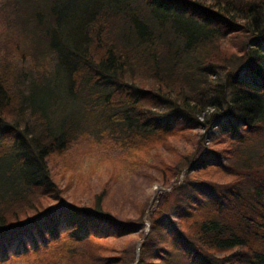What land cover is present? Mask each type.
<instances>
[{"label":"trees","instance_id":"1","mask_svg":"<svg viewBox=\"0 0 264 264\" xmlns=\"http://www.w3.org/2000/svg\"><path fill=\"white\" fill-rule=\"evenodd\" d=\"M15 3L29 12L2 16L21 35L0 33V264H134L141 237L137 264H264V0H106L67 38L57 2L2 8ZM50 60L77 101L58 132ZM206 128L220 136L148 234L144 210L131 222L106 206L112 171L156 172L177 136ZM86 137L109 162L103 188L74 152ZM54 156L99 181L90 206L66 201Z\"/></svg>","mask_w":264,"mask_h":264},{"label":"rangeland","instance_id":"2","mask_svg":"<svg viewBox=\"0 0 264 264\" xmlns=\"http://www.w3.org/2000/svg\"><path fill=\"white\" fill-rule=\"evenodd\" d=\"M9 0H0V33L4 36H11L16 33L18 36L21 35L19 30L12 25L10 22L3 19L2 16L7 18L13 23L20 16H26L28 14V8L25 3L10 5V7H3L2 4ZM18 2H24L26 0H17ZM41 4H45L47 0H40ZM58 3V6L64 7V13L69 15V18L58 26V34L60 38H67L68 36H77L82 21L87 15L96 9L103 1L106 0H53ZM101 2V3H100ZM67 4V5H64ZM58 7V8H59ZM6 8V9H5ZM5 9V12H1ZM48 77L50 74L56 72L59 74V80L54 83V87L58 93L57 106L51 115L52 128L54 132H58L59 127L63 121L64 116L67 114H76L77 101L74 98L67 95L68 82L64 80L63 71L57 65V61L48 62ZM186 133H182L177 136L172 145L176 146L174 152H165L164 156L157 163L163 162V164L156 165L154 171L149 173H141L140 175L135 172H131V168H125V166L119 167L117 171H112L113 183L105 198V204L116 212V214L124 213L126 217H130L131 222L136 219H140V213L145 211L144 226L142 227V234L149 233V218L156 208L164 204L166 212H170L172 200L167 198L170 194H173L176 188L180 185L183 178L188 174L192 161L197 160L196 155L200 153L204 147H212L215 139L220 136V132L217 129H204V130H193L188 136ZM93 138H87L83 141L79 147H76L74 152L79 154L80 157L85 158L82 163L89 168L95 169L96 173L101 174L104 182L110 177L111 172H104V167L109 165V162L102 160L100 154L96 152V146L92 143ZM71 156L74 153L68 154L67 159L70 161ZM116 157V155H115ZM79 163L78 161H75ZM82 165V164H81ZM72 166V167H71ZM81 166L75 167L71 162L68 165L56 156L50 159L49 168L54 182L61 191L63 196L68 203H75L80 207L90 206V201L96 199V195L100 194L102 189L98 186L99 181H93L87 178L83 174L84 183H79L78 172ZM151 170V169H149ZM171 173L170 175L163 176V171ZM180 172V173H179ZM104 177V178H103ZM170 177V178H169ZM100 178V180H102ZM94 183L93 189H85L86 185ZM96 188V189H95ZM94 190V191H93ZM123 197H126V201H123ZM167 198V199H166ZM125 220V219H124ZM138 234H135V236ZM137 237V236H136ZM135 238V237H134ZM141 238H138L135 242L137 245L140 244ZM169 248L175 247L173 241L169 242ZM179 264H183L180 260H177Z\"/></svg>","mask_w":264,"mask_h":264},{"label":"water","instance_id":"3","mask_svg":"<svg viewBox=\"0 0 264 264\" xmlns=\"http://www.w3.org/2000/svg\"><path fill=\"white\" fill-rule=\"evenodd\" d=\"M139 249H140V244L137 245V249H136V259H135V263L134 264H137V262H138V259H139Z\"/></svg>","mask_w":264,"mask_h":264}]
</instances>
